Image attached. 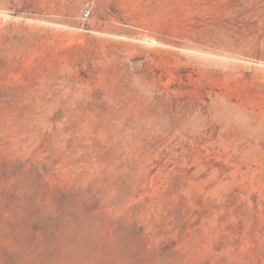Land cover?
<instances>
[{
  "label": "rangeland",
  "instance_id": "374dc122",
  "mask_svg": "<svg viewBox=\"0 0 264 264\" xmlns=\"http://www.w3.org/2000/svg\"><path fill=\"white\" fill-rule=\"evenodd\" d=\"M0 264H264V0H0Z\"/></svg>",
  "mask_w": 264,
  "mask_h": 264
},
{
  "label": "built area",
  "instance_id": "2783aa9c",
  "mask_svg": "<svg viewBox=\"0 0 264 264\" xmlns=\"http://www.w3.org/2000/svg\"><path fill=\"white\" fill-rule=\"evenodd\" d=\"M90 14H91V11H90V10H86L84 16H85L86 18H88V17L90 16Z\"/></svg>",
  "mask_w": 264,
  "mask_h": 264
}]
</instances>
